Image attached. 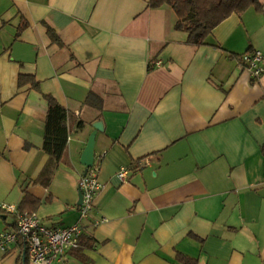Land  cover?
Listing matches in <instances>:
<instances>
[{
  "label": "crops",
  "instance_id": "1",
  "mask_svg": "<svg viewBox=\"0 0 264 264\" xmlns=\"http://www.w3.org/2000/svg\"><path fill=\"white\" fill-rule=\"evenodd\" d=\"M175 20L148 0H0V203L18 207L27 192L47 227L75 223L80 156L92 124L103 125L94 159L104 188L78 250L51 264H182L177 253L264 264V71L232 56L259 50L264 67V13L231 14L199 46ZM20 74L38 86L19 87ZM45 94L67 111L54 168ZM14 221L0 217V231ZM0 264L36 263L17 241Z\"/></svg>",
  "mask_w": 264,
  "mask_h": 264
},
{
  "label": "trees",
  "instance_id": "2",
  "mask_svg": "<svg viewBox=\"0 0 264 264\" xmlns=\"http://www.w3.org/2000/svg\"><path fill=\"white\" fill-rule=\"evenodd\" d=\"M148 6L171 8L176 17L173 27L185 31L187 42L195 46L204 44L205 38L211 30L233 13L241 15L249 7H254L257 11L264 13V2L260 0H148ZM49 32L51 37L57 40L56 34L50 29ZM249 50L247 49L245 52H249ZM242 54H233L232 56L241 62ZM27 83L33 87L38 86L33 75L20 74L18 86L21 87ZM44 98L47 101V113L42 147L50 156L51 166L54 168L59 163L66 146L67 111L53 96L45 94ZM261 152L264 157V144L261 146ZM38 203L36 198L25 192L17 209L18 211L26 209L28 212H33ZM6 214L12 213L0 208V217ZM14 225L15 221L12 226L14 227ZM84 238L87 242H91L90 236L86 235ZM78 248L73 250H78ZM176 258L182 264H196L194 258L181 253H177Z\"/></svg>",
  "mask_w": 264,
  "mask_h": 264
},
{
  "label": "built area",
  "instance_id": "3",
  "mask_svg": "<svg viewBox=\"0 0 264 264\" xmlns=\"http://www.w3.org/2000/svg\"><path fill=\"white\" fill-rule=\"evenodd\" d=\"M241 63L246 66L254 76L264 71L262 55L259 50L245 52L240 57ZM100 157L93 160L87 172L79 179L80 202L77 206L78 220L68 227L52 228L44 225L36 212L18 211L13 204L0 203V208L15 215V225L0 231V250L4 251L10 242L21 241L24 245L27 257L36 264H51L61 260L68 250L80 246L79 237L83 231V221L93 209L94 198L104 188V183L99 181ZM143 163H140L142 166ZM129 168L120 167L116 176L121 182L128 179ZM101 217L93 222V225L104 221Z\"/></svg>",
  "mask_w": 264,
  "mask_h": 264
},
{
  "label": "water",
  "instance_id": "4",
  "mask_svg": "<svg viewBox=\"0 0 264 264\" xmlns=\"http://www.w3.org/2000/svg\"><path fill=\"white\" fill-rule=\"evenodd\" d=\"M92 126L94 129L88 137L87 143H86V145H85V147L81 153L80 160H79V162L86 167L84 174L87 172L88 167L91 166L93 163L95 134L97 133V131L103 129L102 120L99 119V120L95 121L92 124ZM80 198H81V195H80ZM80 198H79V202H80Z\"/></svg>",
  "mask_w": 264,
  "mask_h": 264
}]
</instances>
